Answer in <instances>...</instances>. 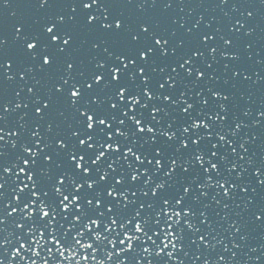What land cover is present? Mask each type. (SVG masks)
I'll use <instances>...</instances> for the list:
<instances>
[{
    "label": "snow or ice",
    "instance_id": "obj_1",
    "mask_svg": "<svg viewBox=\"0 0 264 264\" xmlns=\"http://www.w3.org/2000/svg\"><path fill=\"white\" fill-rule=\"evenodd\" d=\"M0 264H264V0H0Z\"/></svg>",
    "mask_w": 264,
    "mask_h": 264
}]
</instances>
